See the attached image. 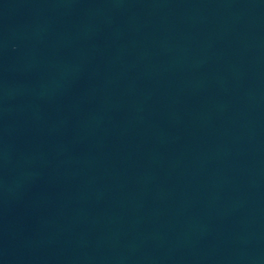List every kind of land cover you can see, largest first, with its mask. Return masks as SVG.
I'll return each mask as SVG.
<instances>
[{"label": "water", "instance_id": "water-1", "mask_svg": "<svg viewBox=\"0 0 264 264\" xmlns=\"http://www.w3.org/2000/svg\"><path fill=\"white\" fill-rule=\"evenodd\" d=\"M0 264H264V0H0Z\"/></svg>", "mask_w": 264, "mask_h": 264}]
</instances>
